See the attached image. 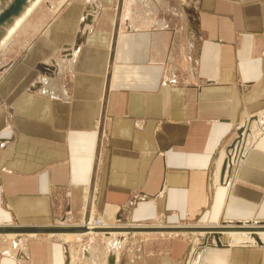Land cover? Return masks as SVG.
<instances>
[{
  "label": "crops",
  "instance_id": "obj_1",
  "mask_svg": "<svg viewBox=\"0 0 264 264\" xmlns=\"http://www.w3.org/2000/svg\"><path fill=\"white\" fill-rule=\"evenodd\" d=\"M39 8L0 76V226L81 225L91 212L113 228L264 222V0ZM254 122L228 188L226 150ZM65 237L29 238L0 264H70L64 242L79 240ZM131 239L117 264H183L190 247ZM194 264H264V248L202 249Z\"/></svg>",
  "mask_w": 264,
  "mask_h": 264
},
{
  "label": "rangeland",
  "instance_id": "obj_2",
  "mask_svg": "<svg viewBox=\"0 0 264 264\" xmlns=\"http://www.w3.org/2000/svg\"><path fill=\"white\" fill-rule=\"evenodd\" d=\"M33 1H35V0H30V2L28 3L27 7ZM54 1L55 0H44L42 2L43 4H41L42 6L40 5L41 7L40 6H39L40 8L38 7L39 10L42 7H45L46 4H49L50 2H54ZM11 2H12V0H5L4 3L0 2V13L4 9H6ZM59 5L60 4H56L55 5L56 7L55 6H51V8L53 9V12H55L57 10ZM0 31H1V29H0ZM7 52H8V48L7 49L5 48L0 53V61H1L0 62V76L2 74H4L6 70H9L11 68V66L13 64L9 65V63H11L12 61L16 62V60L20 56V54L18 55L17 52H13V51H11V49H10V51L8 53ZM6 65H9V66H6ZM256 122L258 123V121H256ZM253 124H256V123L254 122ZM247 125L248 124H246L245 127H247ZM258 126H259V124H256V127H258ZM245 130H246V128L244 129V126H242L241 130L239 131L240 132L239 134L243 133V131H245ZM255 131H256L255 133L257 134L258 133V129L256 128ZM237 139H239L238 136L232 142V144L227 148V150H226V160H227L228 150L234 146V142ZM246 141L247 142H249V141L252 142V138H251L250 135H248ZM247 145H248V143H247ZM231 150H233V149H231ZM236 151H237V149L235 151H230V153L238 155V153H235ZM226 162L227 161H225V164H226ZM226 167H225V169H226ZM226 170H227V172L225 174L228 173V169H226ZM231 171H232V169H231ZM90 214H91L92 217H94L92 212ZM90 214H89V216H90ZM89 216H88L87 220L92 218V217H89ZM94 218L98 219V218H100V215H97ZM64 220H68V219L64 218ZM87 220H84V221L87 222ZM59 221H61V220H58L57 223ZM57 223H56V225H57ZM72 223H74L73 220H72ZM53 225H55V224H53ZM238 225H244V226H246V227L248 226L250 228H254V227L255 228H259L260 227L259 229L255 230V231H257V233L259 231L260 232L264 231V222H246L245 224L244 223H237V224L224 223L220 227H225V226H229V227L233 226V227H235V226H238ZM158 226L173 227V226L158 225V224H150L149 225V227H158ZM120 227H122V226H120ZM123 227L131 228V227H142V226H123ZM143 227H148V226H143ZM174 227H176V226H174ZM181 227H184V226H181ZM186 227L204 228V227H212V226L191 225V226H186ZM110 232L111 233H117V235L111 236V235H109ZM144 234H162L163 235V233H160V232H114L112 230H107L106 232H100L98 234L97 233L90 234V235L84 234V235L89 236V237L80 238L78 242H70V243L64 242V244L68 248L67 252H69L68 254H69V263L70 264H107V263L108 264H117V262L120 259V256H121V253H122L123 249L126 248V245H127L128 241L132 242V239H131L132 236L137 238L138 236H142ZM168 234H174V233H165L166 236H168ZM222 234H218L220 243L222 244L223 247H227L228 249H232V248H262V247H259L257 242L255 243L256 246H254L252 244H247V243L243 244L245 242H242L241 241L242 239L231 238V237L228 238L229 239L228 242L231 243V244H229V243L228 244H225V243L223 244L222 243V238L224 236ZM179 235L187 236L188 239H189V243H190L188 256L184 260L183 264H190V263L194 264L191 261L192 260V252L194 250H196V249H197L198 252H200V251H202V249L218 248V244H217V242L215 241V238H214L215 234L210 235V236L208 235V239L209 240H207V242H208V246L207 247H203L204 244L206 243V240H205L206 235L203 234V233L201 234V233L197 232V233H193V234H191V233H189V234L188 233H185V234L184 233H179V234H177V236H179ZM55 236H53V237H55ZM71 236L76 237L77 235H71ZM78 236H83V235H78ZM129 237H130L131 240L127 239ZM27 239H29V236H17L16 240L12 239V238H10V237H8L6 235L0 236V258L2 256H4V255H14V254L18 255L19 251L22 252L23 247H25ZM16 241H18V242H16ZM258 241H259V239H258ZM70 251H71V254H70Z\"/></svg>",
  "mask_w": 264,
  "mask_h": 264
},
{
  "label": "bare ground",
  "instance_id": "obj_3",
  "mask_svg": "<svg viewBox=\"0 0 264 264\" xmlns=\"http://www.w3.org/2000/svg\"><path fill=\"white\" fill-rule=\"evenodd\" d=\"M43 1L44 0H35V1H33L28 7L26 6V8L24 9V11L21 14V16H19L18 18L15 19V21L13 23V26L10 27V29L8 31L7 36L3 39L2 43L0 44V53H1V51H3L7 47L8 43H10V41L12 40V38L14 37V35L17 33V31L23 26V24L29 19V17L32 16V14L35 12V10L41 4H43L42 3ZM29 2H30V0H29ZM245 125H244V129L246 128V130L243 131V133H241V134L238 135L239 139H237L234 142V146L229 149L230 151H235L237 149L238 152L236 151L235 153H238V155L231 154L230 151L228 150L227 158H229V161L226 160L227 162L225 164L228 168H230V167L232 168V167L235 166L236 168H238L237 171L239 170V167L242 164V162L245 160L246 155L248 154L249 147H251V145H253L252 144L253 141L255 140V138L257 137V135L259 134V132L261 131L260 130L261 128H259V126L256 127V124H253L251 126L248 124L249 126L247 125V127H245ZM256 128L258 129V133L257 134L255 133L256 132L255 131ZM248 135L251 136L252 142H250V141L247 142L246 141ZM247 143H248V145H247ZM231 149H233V150H231ZM240 158H241V160H240ZM227 167H226V169H227ZM226 169H225V173L227 172ZM226 175L227 174H225V176ZM89 217H92L91 214H90ZM12 226H15V225H12ZM57 226H63V227H73V226L79 227V226H85V227H88V231L86 233H84V234H88V235L95 234V233L98 234L100 232H106L107 230H112V228H113V226L106 225V223H104V221L101 218H98L97 219V218H93V217L91 219H88L87 222L86 221H83L82 225L77 224V223L70 224V223H68V221L66 222V221H62L61 220V221H59L57 223ZM143 228H145V227H143ZM149 228H153V229H164V228H169V227L158 226V227H149ZM171 228H174V227H171ZM175 228L176 229H180V228H196V227H186V226H184V227H181L180 226L179 227L178 226V227H175ZM204 228H211V227H204ZM214 228H228V227H220V226L218 227L217 226V227H214ZM235 228H240V227H235ZM245 228H248V230L242 229V230L239 231L238 229H233L232 231H230L229 229H223V230L221 229L222 231H220V232H218L216 234H222L223 233L222 234L224 236L222 238V243L223 244L224 243L225 244H228L229 243L228 242V240H229L228 238L231 237V238L242 239L241 241L242 242H245L243 244H246L247 243V244H252V245L256 246L255 243L257 242V244L259 245V247L264 248V231H262V232L259 231L258 233H257V231H255L256 229H259L260 227L259 228H255V227L254 228H250V227L247 226ZM160 233H163V235H165V233H174V234H168V235L171 236V235H177L179 233H184V234L185 233H188V234L191 233V234H193V233H197V232H194V231L193 232H185V231L175 230V231H172V232L161 231ZM199 233H201V234L203 233V234L206 235V237H207V238L205 237L206 243L204 244L203 247H207L208 246L207 240H209L208 239V235L210 236V235H213L214 233H208V232H202V231H200ZM84 234H68V233H63V234H48V235H44V236H51V238H52V236H55V235L56 236L57 235H61V236L62 235H65L66 236L65 238L69 242V239H71L73 237L71 235H77L78 236V235H84ZM109 235L114 236V235H117V233H111L110 232ZM0 236H2V235H0ZM6 236H8V237L16 240L17 239V236H29V238H35L37 236H42V235L41 234H34V233H32V234H28V235H25V234H8ZM217 236H218V239H217V237L215 235H214V238H215V241L217 242V244H219L220 243L219 235H217ZM59 238H64V237H59ZM79 239H80V236L77 237V240H79ZM258 239H259V241H258ZM16 242H18V241H16ZM229 244H231V243H229ZM220 245L221 246L218 245V248L219 247H223L221 243H220ZM200 256H201V251L198 252L197 249L194 250L192 252V260H191L192 263H194L193 261H197Z\"/></svg>",
  "mask_w": 264,
  "mask_h": 264
},
{
  "label": "water",
  "instance_id": "obj_4",
  "mask_svg": "<svg viewBox=\"0 0 264 264\" xmlns=\"http://www.w3.org/2000/svg\"><path fill=\"white\" fill-rule=\"evenodd\" d=\"M5 0H0L1 3H4ZM29 0H12V2L9 4V6L4 9L0 13V41L2 37L6 33V29L10 27L14 20L21 16L23 13L24 9L28 5ZM228 228H180L176 229L174 228H164V229H153L149 227H131V228H125V227H114L112 228V231L114 232H172L175 230L179 231H185V232H208V233H214L215 236L218 239V232L222 231L223 229H229L232 231L233 229H238L239 231L242 229L248 230V228H245L246 226L244 225H238L235 227H240V228H235L233 226H225ZM222 229V230H221ZM88 231V227L85 226H73V227H63V226H55V225H50V226H23V225H17V226H0V235H8V234H41V235H48V234H63V233H68V234H84ZM219 246L220 243L218 244Z\"/></svg>",
  "mask_w": 264,
  "mask_h": 264
},
{
  "label": "built area",
  "instance_id": "obj_5",
  "mask_svg": "<svg viewBox=\"0 0 264 264\" xmlns=\"http://www.w3.org/2000/svg\"><path fill=\"white\" fill-rule=\"evenodd\" d=\"M227 160L229 161V158H227ZM240 160H241V158H240ZM227 169H228V173L225 176V179H224L223 183H224L225 186H227L229 188L232 185V183H233V181H234V179H235V177H236V175L238 173V171H237L238 168H236L234 166L232 168L231 167L230 168L227 167ZM231 169H232V171H231ZM62 221H66V222L68 221V223L72 224V222L70 220H62Z\"/></svg>",
  "mask_w": 264,
  "mask_h": 264
}]
</instances>
